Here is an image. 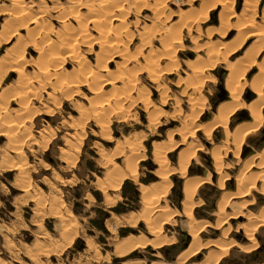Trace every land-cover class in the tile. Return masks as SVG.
<instances>
[{
  "label": "rangeland",
  "instance_id": "rangeland-1",
  "mask_svg": "<svg viewBox=\"0 0 264 264\" xmlns=\"http://www.w3.org/2000/svg\"><path fill=\"white\" fill-rule=\"evenodd\" d=\"M21 1L0 0V30L6 28L10 21L12 22L14 10L18 9L17 3H20V6L25 5L24 7L32 13L31 15L36 13L39 27L35 33L41 32L45 36L48 35V38L51 37L50 39H56L78 28L79 23L75 14L71 15L74 8L75 10L79 8L80 12L85 13L84 19L90 16L87 7L71 6L74 5L72 0ZM66 1L69 2L65 3ZM97 1L99 0H91L94 3ZM127 1L129 12L124 18L129 21L127 27L132 36L126 37V34H122V40L125 50L123 51L129 52L132 56L128 54L127 57L124 52L121 55L119 53L109 55V58L105 55L104 58L107 59L104 60L105 71L107 72H100L106 73L108 77H114L115 91L116 89L117 91L122 90L127 84L126 77L132 74L131 77L135 79L136 85L127 91L129 97L125 100H114L115 97H109L108 92H105L111 86L101 85L99 93H93V90L98 89H93L89 83L83 84L78 87L76 93L68 97L65 95L66 88L60 85L59 78V81L54 80L59 84L52 83L53 79L41 82L39 79L41 76L38 73L41 66L39 63L43 56L42 52H45L44 49L48 44L40 42V38H37L39 35H33L32 39L28 38V29L33 26L31 22L21 27L12 22L14 26L10 27L15 28L12 30L8 27L12 30H10L11 38L1 40L0 68H2L1 63L8 56V51L12 58L21 57L20 66L22 67L19 66L21 68L19 70L18 68L4 69L2 71H8V73L0 74L2 75L0 93L5 90L3 91L5 94L2 92L4 96L0 97V103L4 105L0 113V117L3 116L0 118V124L6 123V120L10 118L13 120L9 123H15L13 133L9 138L0 136V264H149L153 260L177 264L180 254L189 247L191 240L188 233L190 218L184 212L183 206L184 180L178 164L180 150L188 144L196 146L197 149L187 166L186 175L193 176L195 179L209 175V179L206 180L208 182L203 181L193 197L195 200L193 217L197 221L210 223L209 225L206 223L207 225L200 231V238L226 241L229 238L235 242L234 245L233 243L228 245L227 252L219 258L218 264H234L237 261L240 264H264V252H261V257L257 261L250 257L251 250L259 245L256 237L264 232V225L254 229L253 234L257 246H252L249 250L242 249L243 245L249 246L250 242L248 238L246 239L243 228L240 227L248 221L257 223L258 218L264 216L262 181L256 180L255 185H252L245 195L233 196L227 203V213L235 210L243 215L232 221L228 219L227 239H224L220 228L214 227L219 201L237 191V176H243L240 175L241 171L253 154L264 152V119L255 132L245 137L238 158L232 150L226 151L221 148L225 142L233 147L230 141L237 127L252 121L247 108H239L230 117L228 132L221 127H216L211 130L210 137H207L202 127H199L192 137L186 138V142L165 150L168 167L163 168L170 170L167 178L171 182L165 196L155 194L153 198L152 196L145 198L142 188L145 186L155 191L157 186L161 188L162 180L158 173L161 165L155 158L156 144L164 148L180 140L177 130L181 127L182 120L173 115L170 102L181 103L182 116L190 111L187 101L190 95L182 92V86L190 81L192 75L190 65L196 63L201 66L204 63L201 59H207V52L202 44H208V42L231 44L241 33V29L244 32V39L241 38L243 45L238 51L228 55L226 60H219L215 66L206 69L199 88L193 91V98L205 105L197 119V124L211 122L213 114L217 112L222 102L228 100L229 92L226 89V83L230 70L226 65L242 58L250 48L249 46L255 42L257 36L251 34L250 30L260 26L264 27V0H235L233 6L235 16L231 19L230 24L232 25L228 29L224 27L219 17L221 6H209L205 9L208 15L201 22L200 29L195 28L186 32L182 28V39H180L179 46L171 51V54L175 55L173 58L176 59V67L173 66L174 73L164 74L160 80L169 99L166 105L160 102L159 93L144 67L142 57L147 51L145 37L149 36L152 51L162 49L159 37L155 36L157 32L155 28L157 27L156 30H158L159 26L164 30V25L167 27L176 24L181 16H187L189 10L198 9L202 0L194 2L191 6H184V12L180 8L181 2L179 1L181 0H170L166 11L171 16L165 15L166 19L162 17L160 23H156L157 19L154 18L151 7L133 5L134 3L140 4L141 0H123L125 3ZM63 7L67 10L65 11ZM173 11L174 13L176 11V14L172 13ZM66 13L70 15L67 16ZM61 14L66 16L62 19L59 17ZM239 18H242L240 22H248L245 24V26L249 24L248 29L242 28L243 24L237 26L236 22ZM86 20H83L86 22L83 27L87 30L86 39L89 43L81 44L79 52L92 68H96V63H98L96 54L100 50V44L94 40L97 37L94 24ZM106 25L114 29L117 27V22L108 20ZM17 28L19 30H16ZM208 30L212 32L211 37L207 36ZM143 34L145 37L141 39ZM147 44L149 46V43ZM122 55L124 59L125 57L129 59L124 60ZM263 57L264 47L259 52L257 60L261 61ZM74 67L78 65H75L73 58L68 57L60 72L70 73V77L67 78L75 79L78 76L73 73ZM163 67L167 68L164 62ZM76 70L80 72L79 67ZM258 70L257 65L251 66L245 74L246 81H250ZM19 72L35 87L32 88L34 94L32 91H24L27 86L20 85ZM36 74L37 77H35ZM191 80L193 82V79ZM41 83L45 85L42 86ZM190 84L192 86L193 83ZM189 89L190 87L187 90L191 91ZM101 91L104 93L101 94ZM141 95L146 96L145 101L139 97ZM106 97L110 99L111 106L113 105L112 110L102 111L103 113L98 111L97 116H92L94 112H97L93 110L96 104ZM242 98L246 102L256 98V94L247 83L242 88ZM23 100L26 101L25 104ZM147 100L150 104L149 108L144 106ZM149 110L153 112L152 118L157 121L154 125L150 124ZM169 133L172 135L170 136ZM134 141L139 144L141 155L137 162L136 174H129L120 188L114 189L109 185L111 181L109 172L115 167L123 172L129 170L128 158L131 156L129 150ZM214 148L219 149L221 155L215 154L212 150ZM214 156L221 160L220 170L215 169L213 165L216 162ZM254 166L243 171V174L247 175L258 169H264V164ZM126 181L128 182L124 187ZM220 182L224 183L223 187H220ZM244 202L245 207L244 205L241 207ZM154 206L156 207L153 209ZM159 207L167 208L168 212L164 221L161 220L162 222L156 220ZM154 225L157 228H153ZM156 230H160L159 234L154 232ZM237 235L243 237L244 241L238 239ZM128 238H132V241L138 239L143 242L135 250L120 251L127 245ZM154 238L162 240L163 246L147 244ZM172 238L174 241L171 244H165ZM165 239L167 240L164 241ZM229 240L227 243H230ZM208 250L209 248H202L198 256L189 259L188 263L199 261V255L207 254Z\"/></svg>",
  "mask_w": 264,
  "mask_h": 264
},
{
  "label": "bare ground",
  "instance_id": "bare-ground-1",
  "mask_svg": "<svg viewBox=\"0 0 264 264\" xmlns=\"http://www.w3.org/2000/svg\"><path fill=\"white\" fill-rule=\"evenodd\" d=\"M20 1L21 0H19V2ZM83 1L84 0H72V4H74V5H71V6L87 7V12L90 15L87 17L88 19L87 18H86L87 20L84 19L85 13L80 12L79 8H78V10L77 9L75 10V8H74V10H72L73 13H71V15L75 14L74 16L76 17V19L78 20L77 22L79 23L78 28H75L74 31L71 30L70 32L66 33L63 36L60 35L61 33H59L60 37H58L59 35L58 36L56 35L58 37L56 39H50L51 37L48 38L47 37L48 35L45 36V34H42L41 32H39L38 34L35 33V31H37L38 27H39L37 17L35 16L36 13L34 15H31L32 13L24 7L25 5L20 6V3H17L18 9L14 10V13L12 12L13 16L11 19H12V22L14 24H16V26H18V27L19 26L21 27L23 25H26L28 22H31L33 24V26L28 29L29 30L27 32L28 38L32 39L34 36L39 35V36H37V38H40L39 39L40 42H42V43L46 42L45 44H48L47 48L44 49L45 52L44 53L42 52L43 56L41 57L42 58L41 63H39V64H41V66L38 64V66H40V70L38 73H40L41 77L39 79L41 82H44V80L46 81L47 79L48 80L53 79L51 81L53 83L54 80H58V78H59L60 81L59 80L58 81L60 82V85H62L66 88V90H65L66 93L65 92L64 93L68 97H69V95H72L74 92L76 93V91L78 90V87L83 85V84L89 83L92 85L93 89H98V90H93L91 88L93 90V93H99L98 91H100L101 85H103L104 87L111 86L110 88H108V91L105 90L106 91L105 93L108 92L109 97H111V96L115 97L114 100H125L129 97V94L127 91L133 89L134 86L136 85L135 79H133L131 77L132 74L128 75L126 77L127 78L126 86L125 87L123 86L122 90L117 91V89H116V91H115V88L113 87L114 86L113 85L114 77H111V76L108 77V76H106L107 75L106 73L103 74L100 72L101 71L107 72V71H105V67H106L105 62H104V60L106 59V58H104V57H106L105 55H108L107 57L109 58V55H113L114 53L117 55L119 53L121 55L122 52L125 51L123 49L124 42L122 40V34H126L127 35L126 37L132 36L131 32L129 31V29L127 27L129 21H127V19L124 18V16L126 17V14L129 12V4H127L129 2L127 1L125 3V2H123V0H99L96 3L91 2V0H87L88 2H83ZM169 1L170 0H157V1L156 0H154V1L141 0L140 4L134 3L133 5L134 6L140 5V6L151 7L153 15L155 16L154 18L157 19V21L155 20L156 23L157 22L160 23L162 21V17H164L165 15L167 17L171 16V14L170 13L168 14V11H166ZM196 1H198V0H181V1H179V2H181L180 8L183 10L184 6H187V5L191 6ZM234 1L235 0H202L199 4L198 9L196 8V9H193L191 11L189 10L187 13V16H181L180 21L179 22L177 21L176 24H172V25H169L167 27L164 25L163 26V27H165L164 30H162V27L159 28V26H158V30H156V28H157L156 27L155 31H157V32L154 31L155 36L159 37L160 44L162 46V49H160V50L158 49L159 51L158 50H156V52L152 51L151 41L149 39V36H148V38H146L143 34L141 39L143 37H145L146 45L145 44L144 45L146 46L145 49L147 50V51H145V53L143 54V57H142V59L144 60L143 61L144 67L146 68L147 74L151 78V81L153 82L154 87L158 91L159 96H160V100H161L160 102L163 105L168 104L169 99L167 97V93L165 92L166 89L163 86V84L160 82V80L163 78L164 74L170 75V74L174 73V69H175L174 67H176L175 66V60L176 59L173 58L175 55L173 56V54H171V51L175 47L177 48V46H179L180 39H182V36H181L182 28L186 32H189L190 30H193L195 28L200 29L199 26H200L201 22H203V20L206 19L207 15H208V13H207V11H205V9L209 6H212V7L221 6L222 9L219 12V17H220L221 23L224 25V27L226 26V28L228 29L232 25V24H230L231 19L235 16V11L233 9ZM68 2L66 1L65 3H68ZM63 8L65 9V11L67 10L65 7H63ZM57 9H59V8H57ZM62 12H63V10H62ZM182 12H184V10ZM172 13H174V11ZM245 13H247V12H245ZM67 14L68 13H66V15ZM174 14H176V11ZM202 14H203V16H202ZM66 15L61 14L59 17H62V19H63V17H65ZM69 15H67V16H69ZM241 19L242 18L237 19L238 21L236 20L237 21L236 24H238L237 26H239L240 24H243L242 28L248 29L249 24H247L245 26V24L248 22H246V23L240 22ZM83 20H86L88 22H92L94 24V27L96 28L95 30L97 31V37H95L94 40L96 42L98 41V43L100 44L99 45L100 50L96 54V58L98 57L97 58L98 63H96V68H92L90 63L87 62V60L84 57H82L80 52H79V46L81 44L83 45V44L89 43V41H87L88 39H86L87 38V30H86V28L83 27V25L86 22H84ZM108 20L116 21L117 27L115 26L116 28L112 29V28H110L109 25H106ZM136 21L137 20H135V22ZM155 21H154V23H155ZM12 22L10 21V24H8V26L6 28L4 27V29L0 30V41L2 40V38H4L5 40L11 38L10 32L13 30V28H15V27H12V28L10 27L12 25L14 26V24H12ZM64 26H65V24H64ZM8 27H10L12 30L10 28L8 29ZM261 27L262 26L257 27L254 30H250L251 31L250 33L253 35H256L257 38H256L255 42L251 46H249L250 48L247 49L245 55L242 56V58H238V60H236L235 62L231 61L229 64L227 63L228 65H226V66L230 70V75H229V78H228L227 83H226L227 84L226 89L229 92L228 100H226L224 103L222 102V104L217 109V112L213 114V118H212L211 122L208 121V123L206 122L207 124L206 123L205 124L204 123L203 124L202 123L197 124V119L201 115L205 105L203 102L193 98V96H192L193 91L195 89L199 88L200 82H202L204 79V74H205L206 69L215 66V64L217 62H219V60H226L228 55H231V54L238 51V49L243 45L244 32L241 29V33L237 35V38H235L236 40L234 39L235 41L231 44H224L221 42H214V43L208 42V44H205V43L202 44L203 49H205L207 52V56H206L207 59L206 58H205L206 60H203L204 58L201 59V62L202 63L204 62L203 64H201V66L196 65V63H195V65H190L192 67V72H191L192 75L190 76V81L188 82L189 84L186 82L187 84L182 86V92L186 93V94L188 93V95H190L188 97V100H187L188 104L190 106V111L186 115L182 116L180 113L181 103H179L177 101L170 102L171 103L170 107H171L173 115H176L177 118L182 120V125H180L181 127L177 130L178 135H180V137H179L180 140H178L177 143H172L170 146L164 147V148H163V146L156 144L157 146H156V151H155V155H156L155 158L161 165V170L158 173H159V175H161L162 184L159 183V185L161 184V188L159 189L157 186L158 189L156 188V191H155V189L150 190L149 188H147L145 186L142 187L143 188V196L145 198H148L151 196H152L151 198H153V195L155 196V194L157 196H161L162 194L165 196V194L168 192V190L171 186V182L167 178L168 171H170V170L167 171V170H164V168H163V167L167 166V156H166L165 150L166 149L168 150L171 147L176 146L177 144H181V143L186 142L185 141L186 138L189 136L192 137L195 134V131L199 127H202L204 134L207 137H210L211 130L213 128H216V127H221L222 129H224V131L228 132V125H229L230 117L239 108H241V107L247 108L250 111L252 121L250 120L251 122H249L248 124H242V125L237 127L235 132L232 134V137H231L232 141H230L233 144V147L230 146L227 142L224 143L225 147L224 146L221 147V148L225 149L226 151L232 150L235 153L234 155L236 158H238L240 155L241 146L243 144L245 137L248 134L255 132L260 127V125L264 119V115H263V108H264V57L261 59V61L257 60V56H258L259 52L264 47V38H263L264 27H262V28ZM16 30H19V29L17 28ZM48 30H50V28H48ZM218 32H221V31L218 30ZM13 34H15V33H13ZM199 34L200 33H198V35ZM110 35H113L114 37H111ZM153 35H154V33H153ZM211 35H212L211 30H208L207 36L211 37ZM247 35H248V33H247ZM150 37H151V35H150ZM242 37H243V39H241ZM139 38H140V36H139ZM147 43H149V46ZM22 44H24V43H22ZM124 48H126V47L124 46ZM9 50H11V49H9ZM126 52H124V54L127 55V57H128V54H130V53L129 52L126 53ZM7 54H8L7 58L5 60H3V62L1 63L2 68H0V74H3L5 72V71H2L4 69H17V68H18V70L21 69V68H19V66L22 64L20 61V60H22L21 57L20 58L19 57L12 58V55L9 53V51L7 52ZM123 55H122V58L124 57ZM13 56H15V55L13 54ZM68 57H70V59L73 58L75 65H78V67L80 68V70H79L80 72H78V70H76V68H78V67H74L73 73H74V75L77 74V76H78L75 79H68L67 78V77H70V75H71L70 73H67L65 71L64 72L62 71V73L60 72V69L65 64V62L68 60ZM126 59H129V58L125 57L124 60H126ZM163 62L165 63L167 68H164V67L162 68ZM168 65H170V66H168ZM253 65L258 66V68H259L258 73H256L251 78L250 81H246L245 74H246L247 70ZM20 67H22V66H20ZM81 71H82V74H80ZM109 73H111V72H109ZM20 74L21 73L19 72L18 81H19L20 85L23 84L24 87L27 86L26 87L27 89L25 88L26 90H24V91H26V92L32 91V88H35V87H33L31 85V83L27 79H25L26 77L25 78L22 77L24 75L21 76ZM1 76L2 75H0V79H2ZM35 77H37V74ZM72 78H73V76H72ZM191 79H193V82ZM101 81H103V82H101ZM178 81H179V79H178ZM178 81H176V82H178ZM59 82L56 83V81H55L54 83L59 84ZM52 83H51V85H53ZM190 83H193L192 86ZM246 83L250 86V89H252L254 94H256V98H254L250 102H246L242 98V88ZM41 85L44 86L45 84L41 83ZM188 85H190V86H188ZM55 86H56V88H58L57 85H55ZM52 87H54V86H52ZM189 87H190L189 90H191V91L187 90ZM54 90H55V88H54ZM3 91H5V90H3ZM2 92L0 93V97L4 96L3 95L4 92L3 93ZM33 92L34 91H32V93ZM102 93H104V91L103 92L101 91V94ZM27 95H29V94L27 93ZM36 95H37V93H36ZM95 95H97V94H95ZM142 95L139 97H142ZM97 97L100 98L99 95H97ZM145 97H142V100L145 101L146 100ZM131 98H133V97H131ZM27 100L28 99L26 98V101ZM26 101L23 100V104H25ZM121 104H122V102H121ZM3 106H2V103H0V113L3 110ZM24 106H26V105H24ZM112 106H111L109 98H107V97L103 98V100L101 99L96 104V106L93 110H95L97 112H94L92 116H94V117L97 116V114H99L98 111H100V113H103L102 111H108V110L110 111V109L112 110ZM144 106H145V108H149L150 104H149L148 100L144 103ZM151 112L149 110V116H150L149 121H150L151 125H154L157 121L155 118H152L153 112L152 113ZM175 113H177V114H175ZM1 117H3V116H1ZM12 120L13 119L10 118V119L6 120V123L4 122V123L0 124V128L4 127L0 131V136L5 137V138H9L11 136V134L13 133L12 129L15 127V125H14L15 123L10 124L12 122ZM172 133L171 134L169 133V135L171 136ZM138 145L139 144L135 141L132 142L130 145L129 152H130L131 156H129V158H128V167H130L128 171L123 172V171L119 170L117 167H115V169H113L109 172V176L111 177V181H109L110 182L109 185L112 188L119 189L123 180L129 174L130 175L136 174L137 162H138V159L141 157V155L139 154L140 152H139V148H138L139 146ZM219 146H220V144H219ZM218 148H220V147H218ZM196 149H197L196 146H192L191 144H188V145H186V147H184L180 150V157H179V163H178L179 164V171L182 173V179L185 181L183 206H184V212L190 218V221L188 224V230H189V234H190L192 240H191L190 247H188L189 249L181 255L180 260L177 264H185L186 260L189 259V257L191 255L192 256L196 255L201 251L202 248L209 247V246H213V248L209 250L210 251L209 253H207L206 255L203 256L202 260L198 264H218L219 258H221L223 255H225V253L227 252V250L229 248L228 245H232V243L234 245V242L229 240L228 234H227V231L229 229L228 219H231V221H232L233 219H238L239 217L243 216L241 214V212L235 211V210H234V212L227 213L226 212L227 211V205H228L227 203L230 201V199L233 196L245 195L249 191V188L252 185H255L256 180H260L263 182L261 189L264 190V169L263 168H261L260 170L258 169V171L251 173V174H248V173H247V175L243 174L244 173L243 171L247 170L252 165L256 166V165H263L264 164V152L261 154H257V153L253 154L251 159H249L247 161V163L245 162L246 164H245L243 170L241 171L242 174H240L241 176L242 175L243 176L242 177L237 176V179H236V188H237L236 190L237 191L234 193L228 194L226 196V199L223 198L222 200L219 201L220 203H219V207H218V213L216 214L217 219L214 222V227L220 228L222 230V234L224 235V239L228 238L227 241L228 240L230 241V243H227L226 240H219V239L218 240H216V239L215 240H213V239L203 240L199 236L200 231L205 227V225H207V224L209 225V223L206 222L207 223L206 224L205 222L197 221L193 217V207L195 205V200L193 197L197 191L198 186L201 185L203 183V181L208 180L209 175L207 177L198 178V179L197 178L196 179L191 178V177L186 175L187 166L189 165L190 160L193 158V156L196 152ZM223 149H221V151ZM212 150H213V152H215V154H218V153L220 154V152L218 151L219 149L217 150V148H214ZM217 156L216 157L214 156L216 158L215 159L216 162L213 165H215V167H216L215 169L220 170L221 169L220 164H222V163H221L220 158L217 159L218 158ZM213 163H214V160H213ZM16 167H17V165H16ZM18 168H20V167H18ZM222 176H224V175H222ZM249 183H250V185H249ZM220 185H221L220 187H223L224 183L220 182ZM106 187H107V185H106ZM224 197H225V195H224ZM155 199H156V197H155ZM155 199H153V200H155ZM245 202L242 204L241 207H243V205L245 207ZM153 203H155V202H153ZM232 203L237 205L238 202H236V203L232 202ZM155 207L156 206H154L153 209ZM236 210H238V209H236ZM167 213H168L167 208H165V207L164 208L163 207L157 208L158 218L156 220L162 222L161 220L165 219V217L167 216ZM62 218H60V219L62 220ZM152 225H153V223H152ZM161 225H158V227L159 226L161 227ZM260 225H264V216L263 217L260 216V218H258L257 223H256V221H254V222L248 221V222L243 223L240 226L241 228H243L244 234L248 237L249 242H250L249 246L243 245L242 249L249 250L252 246H257V241L255 240L253 231H254V229L257 228V226H260ZM155 227L157 228L156 225H154L153 228H155ZM159 231L160 230H156L154 232L156 234H159ZM71 239H73V237H71ZM166 240L167 239H165L164 241H166ZM169 241H171V240H169ZM153 242L157 246H159L163 243L162 240L153 241ZM126 243H127V245L122 247V249L120 251H123V252L130 251L132 248H134L138 245L136 243H133L132 238H128L126 240ZM140 243H142V242H140ZM117 248H118V246H117Z\"/></svg>",
  "mask_w": 264,
  "mask_h": 264
},
{
  "label": "crops",
  "instance_id": "crops-1",
  "mask_svg": "<svg viewBox=\"0 0 264 264\" xmlns=\"http://www.w3.org/2000/svg\"><path fill=\"white\" fill-rule=\"evenodd\" d=\"M2 43V42H1ZM10 71V70H9ZM6 73H8V71L7 72H5V74ZM4 77H5V75H4ZM2 128H4V127H2ZM2 128H1V130H2ZM0 130V131H1ZM190 177H192L193 178V176H190ZM203 178V177H202ZM206 182H208V181H206ZM184 185H185V181H184ZM183 193H184V190H183ZM202 221V220H201ZM204 222V221H203ZM210 224V223H209ZM189 233V232H188ZM264 233V232H263ZM263 233H259L258 234V237H256L257 239H258V241H259V245L255 248V249H253V250H251L252 252H251V259H253V260H259V259H255V255H256V253H258L259 251H257L258 249H259V247H260V237H261V235H263ZM201 236V235H200ZM189 237H190V234H189ZM237 237H238V239L240 238V240L241 241H244V239H243V237H241L240 235H237ZM248 237H246V239H247ZM157 240H159V239H157V238H154V239H151V240H149L148 242H147V244H151L152 246H153V244H154V242L153 241H157ZM171 241H168V242H166L165 244H171L173 241H174V238H172V239H170ZM191 240H192V238H191ZM191 240H190V245H191ZM209 240H211V239H209ZM213 240H215V239H213ZM248 240V239H247ZM140 242H143L142 240H139L138 241V239H135V240H133V243H136V244H138L137 246H139L140 244ZM146 244V245H147ZM164 244V243H163ZM163 244L162 245H159L160 247L161 246H163ZM234 244H235V242H234ZM190 245H189V247H190ZM137 246L136 247H134V248H132L131 250H134V249H136L137 248ZM206 248H209V250L210 249H212L213 247H205L204 249H206ZM187 249H189V248H187ZM187 249L185 250V251H187ZM208 250V253L210 252ZM184 251V252H185ZM184 252H182V254L184 253ZM182 254H180V257H181V255ZM197 255V254H196ZM196 255H191L190 257H189V259H191V258H195L196 257ZM204 255H206V254H204ZM204 255H199V261H191L190 263H188V260L189 259H187L186 260V264H198L201 260H202V258H203V256ZM195 256V257H194ZM198 256V255H197ZM180 260V259H179ZM179 260L177 261V263L179 262ZM155 261V262H154ZM149 264H168V263H164V262H160V261H157V260H153L152 262H150ZM234 264H240L239 263V261H237L236 263H234Z\"/></svg>",
  "mask_w": 264,
  "mask_h": 264
},
{
  "label": "flooded vegetation",
  "instance_id": "flooded-vegetation-1",
  "mask_svg": "<svg viewBox=\"0 0 264 264\" xmlns=\"http://www.w3.org/2000/svg\"><path fill=\"white\" fill-rule=\"evenodd\" d=\"M260 247H259V249L257 250V251H259L258 253H256V255H255V259H259V257H261V252H264V233H263V235H261V237H260Z\"/></svg>",
  "mask_w": 264,
  "mask_h": 264
},
{
  "label": "trees",
  "instance_id": "trees-1",
  "mask_svg": "<svg viewBox=\"0 0 264 264\" xmlns=\"http://www.w3.org/2000/svg\"><path fill=\"white\" fill-rule=\"evenodd\" d=\"M127 182H128V181L125 182L124 187H125V185H126Z\"/></svg>",
  "mask_w": 264,
  "mask_h": 264
}]
</instances>
